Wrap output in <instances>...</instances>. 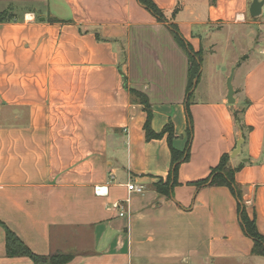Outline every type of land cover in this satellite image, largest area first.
<instances>
[{
  "label": "crops",
  "instance_id": "crops-1",
  "mask_svg": "<svg viewBox=\"0 0 264 264\" xmlns=\"http://www.w3.org/2000/svg\"><path fill=\"white\" fill-rule=\"evenodd\" d=\"M52 1L65 18L0 9L14 15L0 23V222L37 255L72 256L66 264H264L232 190L198 187L224 155L233 169L243 164L241 204L264 236V7L253 18V0H153L162 23L139 0ZM170 26L201 56L203 35L212 53L216 32L241 27L252 43L253 30L260 35L242 81H233L235 104L229 72L188 94L189 54ZM131 90L147 96L155 133L173 124L180 152L190 104V158L168 195L155 187L169 180L167 136L146 139L148 113ZM0 264H34L8 256L1 224Z\"/></svg>",
  "mask_w": 264,
  "mask_h": 264
},
{
  "label": "trees",
  "instance_id": "trees-1",
  "mask_svg": "<svg viewBox=\"0 0 264 264\" xmlns=\"http://www.w3.org/2000/svg\"><path fill=\"white\" fill-rule=\"evenodd\" d=\"M214 1V0H212ZM141 5L150 11L159 22L166 23L167 18L164 12L159 9L153 0H139ZM180 10V5L178 4L175 13ZM12 11H0V23L11 22L13 21L14 15L11 13ZM172 29L177 41L179 44L187 50L190 59V84L188 88V94L192 92L197 84L200 72L202 68L203 59L199 53L193 52L191 46H189L179 32L176 30L175 27L170 26ZM130 93L133 96H136L140 99V102L145 106V109L148 113V118L145 124V132H146V139H161L167 136L168 143L170 145L171 153H172V165L171 170L169 173V180L166 183L160 182L155 187L158 192L168 195L171 191L172 187L177 184V178L179 173L180 166L187 162L190 158V145L191 140L193 137V126L191 120V112H190V104L187 102V113L189 119V137L190 141L185 151L180 152L173 147V141L176 139L177 135L174 129L173 124L170 122L166 125L164 130L161 133H155L152 130L151 122H152V110L151 105L148 102L147 96L144 94L138 93L135 90H131ZM235 118L238 126L242 128V117L239 113H235ZM230 157L228 155H224L220 161V164L212 170L210 178L201 181L198 183V187L202 186H228L232 192L236 195L238 200L240 201L238 207V214L240 219L241 227L244 233L250 237L253 242L254 246L252 249V254L256 256H263L264 257V236L259 232L256 226V222L254 219H250L245 212L244 207L241 204L242 201V193L240 188L235 182V174L238 170H240L243 164L238 167L237 169H233L229 166ZM0 224L4 227L5 234H6V246H7V254L10 257H27L31 259L34 264H66L71 259L72 256L70 255H57V256H41L35 254L27 245L26 243L12 230H10L7 226L0 222Z\"/></svg>",
  "mask_w": 264,
  "mask_h": 264
},
{
  "label": "rangeland",
  "instance_id": "rangeland-1",
  "mask_svg": "<svg viewBox=\"0 0 264 264\" xmlns=\"http://www.w3.org/2000/svg\"><path fill=\"white\" fill-rule=\"evenodd\" d=\"M50 2L51 6L47 7V3L43 6L40 0H0V9H6L10 6V4L13 3L16 6H19V8H36L38 10L39 16H45L46 11L49 12L47 14H50L51 16H54L56 18H65L68 15V13L63 11L61 8L54 7L52 0ZM242 29L243 28L241 27H235L233 28V30L230 31L216 32L213 37L215 40L214 42L216 44L214 46L213 53L210 51L209 48L211 39L208 36L203 35V63L200 72L201 75L198 84V91L200 90L202 85H204L206 77L211 76V81L214 84L220 80L224 81L226 73L229 72L230 76L232 70L235 67H237L234 76L236 86L242 81L243 72L245 69L244 64L247 60L249 50L253 48L254 45L256 46V44H258V40L260 38V35L258 34V36H256L257 32L253 30L252 33H254L255 38L254 42L252 43L250 36L248 34L244 36V31ZM225 85L227 86L226 81ZM198 95L199 92L198 94L195 93L194 98H198Z\"/></svg>",
  "mask_w": 264,
  "mask_h": 264
},
{
  "label": "water",
  "instance_id": "water-1",
  "mask_svg": "<svg viewBox=\"0 0 264 264\" xmlns=\"http://www.w3.org/2000/svg\"><path fill=\"white\" fill-rule=\"evenodd\" d=\"M264 7V0L260 1V0H253V3L250 7V15L253 18H257L260 17L262 14V10ZM42 21H45V18H41ZM237 67H235L228 80H227V90H228V95H227V100L228 103L230 105H233L236 103V99H235V89H234V85H233V81H234V76H235V71H236ZM243 144V140H239L238 144H237V149L235 150L233 157H236L240 154V150H241V146Z\"/></svg>",
  "mask_w": 264,
  "mask_h": 264
},
{
  "label": "built area",
  "instance_id": "built-area-1",
  "mask_svg": "<svg viewBox=\"0 0 264 264\" xmlns=\"http://www.w3.org/2000/svg\"><path fill=\"white\" fill-rule=\"evenodd\" d=\"M128 189H129L130 192H133V191L134 192H138V193H144L145 192V187L142 186V185L141 186H136L135 184H130L128 186ZM113 207L116 208V209L121 208L119 203L114 204ZM119 215H120V217H125V216H127V212L122 210Z\"/></svg>",
  "mask_w": 264,
  "mask_h": 264
}]
</instances>
